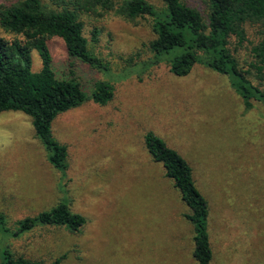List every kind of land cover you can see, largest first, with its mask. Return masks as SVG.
<instances>
[{
  "label": "rangeland",
  "instance_id": "obj_1",
  "mask_svg": "<svg viewBox=\"0 0 264 264\" xmlns=\"http://www.w3.org/2000/svg\"><path fill=\"white\" fill-rule=\"evenodd\" d=\"M15 1L0 0V7ZM58 1L41 0L53 9ZM146 1L163 8L162 0ZM183 1L205 17V0ZM80 20L90 53L106 69L71 61L53 37L54 72L74 76L88 97L95 82H109L113 98L106 105L88 100L52 122V135L67 149L65 174L46 161L27 115L0 113V213L12 230L65 201L86 224L76 233L44 226L18 238L0 234V248L44 264L62 256L61 264H197L188 209L145 148L152 132L189 164L208 202L209 264H264V105L245 109L228 77L200 64L184 77L174 76L167 60L147 66L149 17L128 21L106 12ZM242 28L243 42L232 36L228 47L247 69L252 47L264 41V20ZM0 37L11 34L0 28ZM32 61L39 71L35 52ZM253 78L264 90V80Z\"/></svg>",
  "mask_w": 264,
  "mask_h": 264
},
{
  "label": "trees",
  "instance_id": "obj_2",
  "mask_svg": "<svg viewBox=\"0 0 264 264\" xmlns=\"http://www.w3.org/2000/svg\"><path fill=\"white\" fill-rule=\"evenodd\" d=\"M59 0L60 9L49 8L41 0H17L0 7V28L11 38L0 37V113L21 112L31 119L36 138L45 151L46 161L56 171L65 174L67 149L52 135V122L61 113L74 109L88 100L106 105L113 98L109 82H95L91 93L85 94L74 76L57 77L48 41L59 37L65 44L71 61L105 70V64L89 51L83 35V13L96 16L114 12L134 21L149 17L154 39L148 43L153 54V66L163 60L177 77L187 76L200 64L229 79L231 89L242 99L245 109L253 103L264 105V90L255 85L253 76L264 80V41L252 47L254 60L243 69L228 47L232 36L243 42L245 23L264 20V0H205L206 15L183 0H162L158 10L146 0ZM37 53L41 68L33 70V53ZM72 63V62H71ZM72 66V65H70ZM144 145L152 160L161 163L165 176L172 181L188 212L183 216L193 226L192 257L197 264H209L212 248L208 233V202L194 183L192 168L178 152L152 132L144 135ZM86 219L73 213L67 202H59L49 210L18 221L14 229L6 226L0 213V234L18 238L36 227H63L79 232ZM64 257L49 264H61ZM0 264H44L14 257L0 248Z\"/></svg>",
  "mask_w": 264,
  "mask_h": 264
}]
</instances>
